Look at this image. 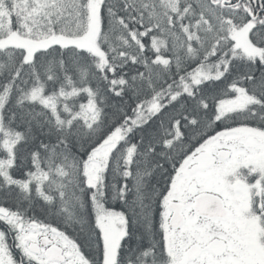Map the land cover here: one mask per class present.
Here are the masks:
<instances>
[{"label": "snow or ice", "instance_id": "obj_1", "mask_svg": "<svg viewBox=\"0 0 264 264\" xmlns=\"http://www.w3.org/2000/svg\"><path fill=\"white\" fill-rule=\"evenodd\" d=\"M0 264H264V0H0Z\"/></svg>", "mask_w": 264, "mask_h": 264}]
</instances>
